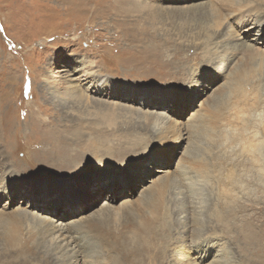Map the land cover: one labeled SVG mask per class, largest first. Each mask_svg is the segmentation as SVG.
<instances>
[{"label":"rangeland","instance_id":"rangeland-1","mask_svg":"<svg viewBox=\"0 0 264 264\" xmlns=\"http://www.w3.org/2000/svg\"><path fill=\"white\" fill-rule=\"evenodd\" d=\"M219 2L0 0V191L10 189L5 176L9 170L20 177V182L24 181L22 189L0 198V264H73L75 259L71 255L76 253V244L70 239L68 227H64L68 222L80 230L76 232L80 233L84 244L74 264H253L255 251H242L219 234L206 237L202 242L204 246L212 245L213 256L201 263L196 247L202 243H194L192 233L196 229L192 219L198 216L209 221L206 217L209 207L212 201L217 203L216 191L210 190L216 186L215 181L204 184L193 171L182 179L177 170L183 163L187 168L190 164H200L203 157L210 164L211 153L206 140L192 139L186 131L197 125L198 121H193L199 120V115L211 107L217 89L227 81L231 69L244 55L233 56L228 68L215 65L207 69L211 72L206 74L198 65L201 54L198 44L207 43V38L215 31V41L210 48L221 54L239 39H245L242 41L247 44H253L254 40L263 42L260 47L264 49V41L257 36L264 26L255 27L251 33V16L230 18L229 27L237 36L232 40L215 26L207 29L206 23L198 21L200 15L196 7L217 6ZM190 9L195 13L183 12ZM166 10L168 21L160 18L161 12ZM154 34L159 38L158 43L140 42ZM105 58L112 59V63L106 65ZM128 62L140 65L143 70L133 73V65H124ZM187 67L190 71L186 74ZM103 79L108 84L105 91L115 92L112 101L88 91L92 82ZM73 85L88 89L89 97L94 99L135 109L131 117L119 119L118 132L105 135V148H100L103 151L136 141L138 153L131 163L120 167L114 165L113 160L110 164L102 154L96 156L87 151L84 153L89 158L99 162L95 170L77 172L76 168L62 166L61 162L52 163L57 150H52L51 144H39L32 118L38 116L40 110L44 121L53 123L59 102L53 92L72 90L76 87ZM67 102L70 103L69 98ZM199 109H203L202 113ZM262 114L264 116L263 111ZM171 123L182 132L177 142L171 140ZM86 144L83 150L90 146ZM82 149L78 151L83 152ZM189 150L196 151L189 155ZM36 168L37 171H33ZM49 168L56 171L46 173ZM203 174L200 171L202 177ZM229 174L234 177V171ZM165 176L170 177L169 188L155 190L156 199L151 203L141 200L146 191L154 190L153 185ZM223 182L224 188L229 189L228 180ZM66 189L76 193H67ZM161 189L165 191L163 199L158 197ZM23 210L25 214L19 216L20 220L11 219L7 227L4 216ZM250 212L252 210L247 212L248 216ZM26 214H29L28 219L23 217L27 218ZM13 222L20 224L19 240L7 245L3 233L13 236ZM155 226H161L157 229L159 232L150 231ZM48 229L63 230L47 238ZM54 244L61 246L59 250L53 249ZM260 253L257 261L264 264V243Z\"/></svg>","mask_w":264,"mask_h":264},{"label":"bare ground","instance_id":"bare-ground-1","mask_svg":"<svg viewBox=\"0 0 264 264\" xmlns=\"http://www.w3.org/2000/svg\"><path fill=\"white\" fill-rule=\"evenodd\" d=\"M186 11H192L195 13L192 9L184 10L183 12L186 14ZM195 11L198 16L200 15V19L198 21L206 23V26H208L207 29H213L216 27L221 34H226L231 40L237 39L235 38L237 37L235 36L236 32L229 27L228 21L231 17L233 18L238 15H248L251 16V18L253 17L250 24V31L254 30L255 27L264 26V0H253V2H250V0H220L219 5L217 4V6L210 4L201 5L196 7ZM183 12L180 10L179 14L182 16ZM225 12H229V14H224ZM167 13V10L165 12H161L162 15L160 18L166 19ZM234 20L235 19H233V21ZM261 20H263V22H261ZM159 21L161 22V19ZM166 21H168V19H166ZM126 24L127 23L125 22V25ZM161 25L159 24V26ZM253 32L254 31H251V33ZM215 36L216 32L214 31L207 38V43L198 44L201 49V54L198 55V65L202 68L204 73L209 74L211 70L207 69H212L215 65L222 68H228L233 56L235 58L238 57L239 54L241 55L243 53V59L231 69L227 81L223 83L219 89H217L216 95H214L211 100V107L202 115H199L200 117L198 119L200 122L197 119L196 121H193L194 119L190 118L194 123L197 121L199 123L197 122V125L190 126L189 131L186 132L192 139H200L202 141L206 140L208 146L207 150L211 153L210 164L205 157H203V160L200 158L202 161L200 164H190L192 168H187L183 163V166L179 165L177 170L180 172L179 178L185 179L186 173H192L193 171L198 174L199 178L203 179L204 184L206 182L213 184L215 181L216 185L210 190L213 193L216 191L215 194L217 203L214 204L215 200L212 201L211 207H209L210 209L206 214L207 219L211 221V223L209 221L199 219L198 216H193L192 226L196 229V231L192 233L194 243L200 242L201 244L206 241V237L213 238L216 234H219L220 237H223V239L226 238L228 242H234L236 246L241 248L242 251H245L246 249L255 251L254 257L256 260L253 264H260L257 261V258L260 257V252L262 251L264 243V223L262 222V216L264 214V116L263 114L261 115V111L264 112V49L260 47V45H263V42H257L254 40L253 44H247V42L242 41L245 39H239L238 43L232 44V47L230 48L231 50L227 48V50L221 54L220 51H213L210 48L215 41ZM257 36H259L260 40L264 41V27L261 34L258 33ZM157 38L156 34L152 35L151 38L145 36L140 39V42L152 45L154 43H158ZM211 39H213V41ZM149 41L151 43H149ZM105 60L107 61L106 65L112 63V59L109 60V58H105ZM124 65L129 67L133 64L128 62L124 63ZM133 67L134 69L131 71L135 74L137 71L139 72L142 69H140V65L137 66V64L133 65ZM220 70L222 71V69ZM184 71L186 74L189 73V67H187V69L185 68ZM73 86L76 87L72 88V90H63L65 92L53 90L54 98L59 100L55 106L53 123H46L43 119L44 115L40 114V110H38V116H34L32 118V120L34 119L35 121L34 124L36 132L39 134V144L46 146L47 144H51V149L57 150V155L52 158V163L59 164L61 162L62 166H66L68 168L72 167L74 169L76 168L77 172L97 169V167L100 166L98 164L99 162H94L92 157L89 158V155L84 153L85 151L93 153L96 156L102 154V156H106L110 164V161L113 160V164L120 167L131 163L138 153L136 150L138 147L136 141L135 144H133L134 141H127L126 144L124 143L122 146L114 148L108 146L109 149L103 151H100V148H105L103 146V139L105 135L118 132L117 127L119 126V119L121 117H131L133 113L135 114V109L134 111L129 110L124 108V105L121 106L117 104V102L112 103L107 102L108 100L103 101V99H94L93 96L89 97L88 91L91 90L98 96H102L104 98L107 97V99L111 98L112 101L115 97V92L112 89H110V91H105L108 87L107 80L105 79L92 82L89 90L87 89L88 91L84 90L81 86ZM42 98L43 100L46 98L45 93L42 94ZM67 98L70 99V103L67 102ZM141 106H144V104ZM42 109L46 111L44 107H42ZM65 109H68L69 112L65 113ZM199 111L202 113L203 109L202 111L199 109ZM61 112L64 113L61 114ZM43 113L45 114V112ZM147 118L148 117H146V119ZM128 119L131 120V118ZM191 121L189 122L191 123ZM133 122L134 121H132V123ZM181 133L180 128L178 129L175 124H172L171 140L173 142L180 140ZM117 135L119 136V134ZM138 141L139 140H137V143ZM86 143L90 146H87L86 150H83L82 146ZM80 148L83 152H79L81 150ZM73 150L77 151L75 152ZM189 151L188 154L193 155L196 150ZM234 156L236 157L235 160L232 159ZM184 157L186 158V156ZM188 159L191 158L188 157ZM55 160H57V162ZM86 160L89 162H86ZM191 160L193 161V158ZM78 161L85 162L80 164ZM181 162L182 160L180 163ZM52 163L49 164L48 167H51ZM49 169L50 170L46 173L55 170L54 168ZM177 170L176 172H178ZM33 171H37V168ZM200 171L204 173L203 177L200 175ZM231 171H234V177L229 174ZM5 176L8 180L7 183H10L11 185L10 189L9 187L7 189L9 190V193L6 191H0V198L5 194L6 196H9L8 194L10 193L13 195L23 187L22 183L24 181L20 182V177L15 176L12 170L6 172ZM115 178H117V176L112 177V179ZM227 180L230 183L229 189L224 188L225 185L223 181ZM170 182V177L165 176V178L153 185L152 189L154 190H147L141 200L148 203L155 201L156 195L153 192L159 188L166 190V187L169 186ZM66 187L69 188L70 186L66 185ZM71 191V189H68L67 193H70ZM72 192L76 193L75 191ZM164 192L165 191L162 189L159 192L158 197L160 199H163L162 196ZM77 194H79V192ZM28 195L30 196L32 193ZM153 196L154 199H152ZM250 210H252V213L250 212L248 216L247 212ZM22 214H25L24 210L18 212L17 214L5 215L4 218H6V220L2 221H4L7 227H9L11 219L20 220L19 216ZM26 216L27 218L23 216L24 219H28L29 214H26ZM212 222H214L215 225H213ZM207 224H209V226ZM64 227H68L67 230L70 232V239H72L76 244V253L75 255H71V258L73 257L75 259L73 262L76 263L77 257L81 256V250L84 246L80 239L82 236L79 235L80 233H77L80 230L73 226L72 222L66 223ZM19 228L20 224L13 222V236H10L8 232L3 233V240L7 245H13L16 241L18 242L19 236L17 235ZM159 228H161V226H155L154 228L151 227L150 231L159 232L160 230H157ZM144 229L146 231L149 230L148 224L145 225ZM61 230L48 229L46 237L48 238L53 234L60 233ZM58 245L54 244L53 249L57 248L59 250L61 246ZM211 247V244H206L204 246L203 243L202 245L196 247L197 251H200L198 259L201 260V263L207 262L213 256V249H211Z\"/></svg>","mask_w":264,"mask_h":264}]
</instances>
